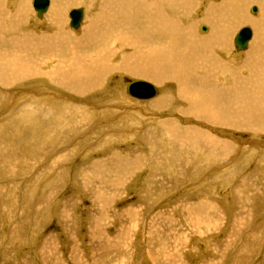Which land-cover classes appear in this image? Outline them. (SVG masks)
<instances>
[{"label":"rangeland","instance_id":"1","mask_svg":"<svg viewBox=\"0 0 264 264\" xmlns=\"http://www.w3.org/2000/svg\"><path fill=\"white\" fill-rule=\"evenodd\" d=\"M11 1L0 0V28H13L8 35L0 32V39L9 36L17 43L16 48L0 49V66L5 67L7 59L22 74L41 73L51 71L52 64H62V59L66 68H95L99 64L104 72L102 79H97L102 80L99 89L84 96L42 78L25 79L11 87L5 84L10 77L0 80V264H264L263 0L239 1L244 7L241 13L254 24L228 25L231 31L223 35L228 39L225 43L230 47L229 57L220 49L216 52L203 45L196 48L194 43L203 38L200 26L208 28L205 35L212 33V20L207 21L205 12L210 2L220 0H197L199 5L184 19L189 28L191 24L195 26L189 29V38H184L187 41L184 40L183 50L203 65V74H196L191 66L190 85L197 86L192 92L215 93V107L224 113H220L223 122L217 120L211 125L193 113H184L188 108L181 103L177 82L171 83L169 77L163 76L164 82L158 81L156 72L151 70L147 75L126 71L127 65H141L146 56L153 55L151 52H157L154 59L167 49L158 39L160 31L154 38L156 23L149 19L153 18L154 23L153 16L143 17L139 25L128 26L129 29L113 31L110 42L98 47L103 48L101 53L100 49L87 46L88 39L83 44L77 40L94 21L96 27H106L98 22L107 15L106 8H111L109 1H59L55 15L60 16V28L53 26L49 18L56 0H50L51 9L42 19L36 18L34 0ZM81 7L85 17L75 31L70 27L69 14ZM253 7L258 10L256 14L252 13ZM19 11L25 17L20 25ZM178 14L172 13V24L178 21ZM244 27L252 29L253 38L245 51L237 52L235 37ZM101 29L98 33H106ZM51 32L56 33L58 41L55 51L59 48L63 54L61 58L56 54V61V55L50 52L42 51L43 58L37 52L38 44H42L38 38ZM113 36L116 39L112 42ZM47 43L46 40L44 49ZM3 49L10 52L12 59ZM202 52L207 56L203 57ZM242 54L245 58L240 66ZM45 57L47 62L43 61ZM228 58L235 63L233 68L231 63H218ZM221 65L228 66L227 70L221 68L220 73H215ZM134 80L147 81L163 91L147 101L137 100L126 93L127 84ZM226 88L233 89V94ZM41 94L59 100L40 103L37 96ZM158 98L171 102L158 107ZM246 108L248 111L241 118L240 112ZM236 114L240 120L234 118ZM161 122L170 126L169 133Z\"/></svg>","mask_w":264,"mask_h":264},{"label":"bare ground","instance_id":"2","mask_svg":"<svg viewBox=\"0 0 264 264\" xmlns=\"http://www.w3.org/2000/svg\"><path fill=\"white\" fill-rule=\"evenodd\" d=\"M13 1V0H12ZM11 1V2H12ZM14 1H16V0H14ZM59 1H62V0H56V1H54V5H55V8L53 9V7H54V5H53V7H52V9H53V11H52V9H51V6H52V3H51V1H50V6H49V8H48V10L49 9H51L50 10V14H49V18L51 19L52 18V24H53V26H56L57 28H60V26H61V23H60V16H56L55 15V13H56V10L58 9L57 8V4H58V2ZM107 2L109 1L110 3H112V5H111V8L109 7V9L108 8H106L107 9V15L104 17L103 16V13L100 15L101 17L103 16L104 18L102 19V22H98L99 24H100V26H101V24L102 23H104L103 25H105L106 27L105 28H103L104 30H106V33H104V31H103V29H101V27L100 28H98V27H96V21H94L93 23L94 24H92L91 26H88V29L85 27V29H87L86 30V34H84V32L82 33V34H84V35H81V40L79 41V40H77V42L78 43H82V42H84V40L85 39H88V41H87V46L88 47H92V48H97L96 50H98L99 51V49L101 48L100 46H102V44H104V42L105 41H107L110 37H111V35L113 34L112 32L114 31V32H120V31H122V30H124L125 28H128V26H136V25H139L140 24V22L139 21H142V18L144 17L145 18V16H147V17H151V16H153L154 18H155V22L153 23V18H149V19H151V22H152V24H154L155 25V23H156V26H155V28H154V33H153V35H154V38L155 37H158L157 35H158V33H159V31H160V33H161V35H159L160 37H158V39H160V41H163V45H162V47H167V49L166 50H164V51H161L160 52V54H161V57H157L156 56V58H154L153 59V57L155 56V53H157V52H155V53H153V52H151V54H153L152 56H146L145 57V59L143 60V62H142V64L140 65V64H135V65H137V68H135V67H132V68H130V67H128V65H127V68H128V70H126V71H129V72H131L132 74H142V75H147L148 74V72L151 70V71H153V72H156V74H155V77L156 78H158L157 80L158 81H162V82H164L163 81V78L161 77V76H163V77H169L170 78V80H171V83H175V82H177V88H179L180 89V91H179V96L181 97V103H182V105H184V107H185V103L187 104V108L188 109H186V111H184V113H186V112H188L187 114L189 115L190 113H193L194 114V116L197 118V119H200V118H204L203 120H206V122H209V124L211 125V122H213L212 124H214V121H217V120H220V121H222L223 122V118L221 117V115H220V113L221 114H224V113H222V111H217V109H216V105H215V103H216V98H215V93H212L211 95H209L208 93H204L203 91L201 92L200 90H197V92H198V94H194L192 91H194L196 88H197V86H195V85H190V80H189V77H192V73H193V70H192V68L193 69H196V74H203V72H201V66H203V65H201L200 63H199V61H195L196 60V58H192V56L191 57H189V52L188 51H186V50H183L184 48H183V44H184V40H186L187 41V39H184V38H189V29H191V28H194V24H191L190 25V28L185 24V21H184V19L186 18V16H188L187 14L189 13V11L190 10H193V8L194 7H196V6H198L199 5V3H197L198 1L197 0H106ZM226 1L227 0H220L219 2H210L209 3V5L207 6V12H205L206 14L205 15H207L205 18H207V21H209V22H211V20H212V33H211V28H210V31H209V33H211L210 35L208 34V35H205V33H207V31H208V28L205 26V25H202V26H200V31L202 32V33H204V34H201L202 36H203V38H200L199 37V40H201V41H199V42H195L194 41V43H195V45H196V48H197V46H198V48H199V45L201 46V45H203V47H211L212 48V50H217V49H220V51L221 52H223L224 53V56H227V57H229L230 55L229 54H227V49H229L230 47H229V45L227 44V43H225V40L226 41H228V39L223 35V33H228L229 31H231V29L229 28V26L228 25H230V26H232L231 24L232 23H235V25L236 26H239V25H241V24H243V23H249V22H251L252 24H254V22L252 21V19L250 18H247V16L245 15V14H242L241 12H243V5H241V4H239L240 2L239 1H241V0H230V2H229V4L226 6ZM250 1H260V2H262V0H250ZM249 1V2H250ZM8 2V1H7ZM34 2V1H33ZM69 2H72V3H77V0H69ZM263 2H264V0H263ZM14 3V2H13ZM20 3V2H19ZM114 3V4H113ZM3 4V3H2ZM6 4V3H5ZM9 4H10V1H9ZM67 4V3H66ZM1 5V4H0ZM59 5V4H58ZM262 5V4H261ZM7 6H8V4H7ZM6 6V7H7ZM19 6V5H18ZM17 6V7H18ZM106 6V5H105ZM14 7V6H13ZM16 7V6H15ZM107 7V6H106ZM205 7V6H204ZM263 8H264V3H263V6H262ZM12 8V7H11ZM105 9V10H106ZM59 10V9H58ZM52 11V12H51ZM163 11H165L164 13H163ZM48 12V11H47ZM151 12H152V14H151ZM173 12H178L179 14L178 15H176V17H178V21L176 22V19H175V22L176 23H173L172 24V22L174 21H172V13ZM194 12V11H193ZM257 12H258V10H257ZM256 12V13H257ZM9 13H11V12H9ZM256 13H253V14H256ZM37 14V13H36ZM45 14V13H44ZM105 14V13H104ZM194 13H192V15H193ZM3 15H5L6 16V14H3ZM112 15H118V16H114V17H112ZM264 15V14H263ZM98 17V16H97ZM208 17H211V19H208ZM2 18V17H1ZM4 18V17H3ZM24 16H23V12L22 11H19L18 12V23H19V25L23 22V20H24ZM36 18H39L38 17V15H36ZM48 18V19H49ZM13 19H14V17H13ZM40 19V18H39ZM191 19V18H190ZM190 19H188L189 21H190ZM4 20V19H3ZM84 20V19H83ZM99 20V19H98ZM97 20V21H98ZM101 20V19H100ZM254 21H257L256 19H253ZM38 21H40L41 22V20H38ZM172 21V22H171ZM189 21H187V22H189ZM186 22V23H187ZM83 23V22H82ZM208 24V23H207ZM210 24V23H209ZM259 23H255V25H258ZM18 25V26H19ZM148 25H151L150 23H148ZM81 26H82V24H81ZM147 26V24L145 25V27ZM206 27V31H203L202 30V27ZM235 26V27H236ZM71 27V26H70ZM151 27V26H150ZM72 28V27H71ZM83 28V27H82ZM135 28V27H134ZM13 28H11L10 29V26L7 28V30H9V31H4V29H1L0 28V32H2V33H7V35H8V32L10 33V31L12 30ZM72 29H74V28H72ZM84 29V28H83ZM98 29H101V31L100 32H102V33H98ZM129 29V28H128ZM137 29V28H136ZM150 29V28H149ZM59 30V29H58ZM58 30H56V31H58ZM77 29H75V31H76ZM145 30H147V29H145ZM144 30V31H145ZM172 30H176L179 34H175ZM194 30V29H193ZM193 30H192V32H193ZM152 31V30H151ZM232 31H233V29H232ZM59 32V31H58ZM134 32V31H133ZM2 33H1V35H2ZM190 33H191V30H190ZM231 33V32H230ZM116 34V33H115ZM192 34V33H191ZM190 34V35H191ZM131 35H133V34H131ZM137 35V34H136ZM156 35V36H155ZM193 35V34H192ZM3 36V35H2ZM58 36V35H57ZM66 36V35H65ZM204 36H206V37H204ZM59 37V36H58ZM114 37V36H113ZM47 38V39H46ZM62 38V37H61ZM152 38H153V36H152ZM179 38V40L178 41H176V39H178ZM194 38H195V36H194ZM40 41H39V43L41 42L42 44H38L39 46L38 47H40V48H38L37 49V52H39L40 53V57H44L43 55L45 54H43L42 53V51L43 52H46V53H48V52H50V54L52 53L53 55H59L60 56V58L63 56V54H62V51L58 48V52L57 51H55L57 48V46L56 45H58V43L57 44H55L56 42H58V41H56L57 40V38H56V33L55 32H51V33H48V34H44V35H41L39 38H38ZM113 39H116L115 37L114 38H112L111 39V41L113 40ZM192 39V38H191ZM196 39V38H195ZM197 39H198V37H197ZM197 39H196V41H197ZM46 40L48 41V43H47V46H46V49H44V47H45V43H46ZM141 40V39H140ZM157 40V39H156ZM212 40L213 41H215V42H212ZM15 41V39L14 38H10L9 36H8V39H0V43H1V45H0V49L1 48H6V46H10V47H12V48H16L15 47V43H17V41L16 42H14ZM185 41V42H186ZM191 41V40H190ZM189 41V42H190ZM86 42V41H85ZM110 41L108 40V42L107 43H109ZM113 42V41H112ZM192 42H193V40H192ZM22 43V42H21ZM21 43H18V44H21ZM137 43H139V42H137ZM148 43V42H147ZM154 43V45H155V42H153ZM230 43V42H229ZM69 44V43H68ZM83 44V43H82ZM158 44V43H157ZM188 44V43H187ZM191 44V43H190ZM189 44V45H190ZM86 45V44H85ZM85 45H83V46H85ZM109 45V44H108ZM115 45V44H114ZM142 44H140V46H141ZM159 45V44H158ZM186 45V44H185ZM192 45H193V43H192ZM60 46H63V45H60ZM59 46V47H60ZM65 46V45H64ZM113 46V45H112ZM149 46H151V44L149 45ZM88 47H86V48H88ZM98 47H100L99 49H98ZM103 47V46H102ZM108 47H111V45L110 46H108ZM121 47H123V46H121ZM208 47V48H209ZM192 48H194V46L192 47ZM233 48V47H232ZM8 49H9V47H8ZM18 49V48H17ZM16 49V50H17ZM85 49V48H84ZM103 49V48H102ZM102 49H100L101 51V53L102 52H104ZM108 49V48H107ZM125 49V48H124ZM150 49V48H149ZM190 49V48H189ZM203 49V48H202ZM210 49V48H209ZM259 49V48H258ZM262 49V48H261ZM4 50V49H3ZM18 50H21V49H18ZM45 50V51H44ZM86 50V49H85ZM84 50V51H85ZM95 50V52L97 53V51ZM120 49H118V51H119ZM129 50H130V48H129ZM132 50V49H131ZM146 50H147V48H146ZM159 50V49H158ZM195 50V49H194ZM211 50V51H212ZM260 50V49H259ZM263 50V49H262ZM5 51V50H4ZM75 51V50H74ZM92 51H93V49H92ZM109 51V50H108ZM115 51H116V49H115ZM122 51L123 52H125V50H123V48H122ZM127 51V50H126ZM3 52V51H2ZM6 52V51H5ZM12 52H14V50L12 51ZM67 52V51H66ZM86 52V51H85ZM100 52H99V54H100ZM110 52V51H109ZM112 52H114V50L112 51ZM191 52V51H190ZM193 53H194V51H192ZM206 52V51H205ZM209 52V51H208ZM207 52V53H208ZM217 52V51H216ZM262 52H264V51H262ZM75 53V52H74ZM105 53H106V51H105ZM116 53V52H115ZM119 53H121V51L119 52ZM139 53V52H138ZM149 53V52H148ZM196 53V52H195ZM195 53H194V55H195ZM218 53H219V51H218ZM222 53V54H223ZM234 52H232L231 54H233ZM5 54H7L8 55V57H10L11 59H12V56L11 55H9L10 54V52L9 51H7ZM67 54V53H66ZM84 54H86V53H83V55ZM90 54V53H89ZM98 54V55H99ZM111 55H112V53H110ZM114 54V53H113ZM129 54V53H128ZM159 54V53H158ZM198 54H199V50H198ZM198 54H196V56L198 55ZM217 54V53H216ZM251 54V53H250ZM57 55L55 56V58L53 59V60H55L56 61V58H57ZM68 55V54H67ZM94 55V54H93ZM106 55V54H105ZM104 55V56H105ZM191 55H193V54H191ZM193 55V56H194ZM201 55H203V57L206 55H204L203 54V52L201 53ZM239 55V54H238ZM246 55V58H249L248 56H249V52L247 53V54H245ZM254 55V54H253ZM34 56V55H33ZM32 56V57H33ZM46 56V55H45ZM69 56V55H68ZM90 56V55H89ZM91 56H92V54H91ZM108 56V55H107ZM106 56V57H107ZM118 56V55H117ZM128 56V55H127ZM134 56V55H133ZM207 56V55H206ZM205 56V57H206ZM255 56V55H254ZM37 57H39V56H35V57H33L34 59L36 58L37 59ZM65 57V56H64ZM72 57H73V55H72ZM82 57H85V56H82ZM86 57H88V56H86ZM113 57V56H112ZM125 57V56H124ZM129 57V56H128ZM9 58V59H10ZM48 58H49V55H48ZM98 58V57H97ZM104 58V57H103ZM102 58V59H103ZM116 58V57H115ZM118 58V57H117ZM130 58V57H129ZM135 58V57H134ZM198 58V57H197ZM208 58V57H207ZM219 58V57H218ZM222 58V57H221ZM220 58V59H221ZM241 58V63H240V66L241 65H243V63L244 62H242V59L244 60V58H245V56H243V54H242V57H240ZM259 58H261V57H259ZM6 59V58H5ZM30 59V58H29ZM41 59V58H40ZM52 59V58H51ZM70 59V58H69ZM68 59V60H69ZM84 59V58H83ZM82 59V60H83ZM89 59H91L92 60V57L91 58H89ZM104 59H106V58H104ZM107 59H110V57H108ZM123 59H125V58H123ZM127 59V58H126ZM229 59V58H228ZM232 59V58H231ZM236 59V58H235ZM251 59H253V58H251ZM39 60V59H38ZM46 60V57L44 58V60L43 61H45ZM58 60V59H57ZM60 60V59H59ZM210 60V59H209ZM230 60V59H229ZM224 60V61H221V62H218L219 64H223V65H225L226 63H231L230 64V68H233L234 67V65H233V63L231 62V61H233V60ZM237 60V59H236ZM239 60V59H238ZM254 60V59H253ZM259 60V59H258ZM6 61V63H5V67H2V66H0V80L1 81H3V79H2V77L3 76H8V77H10L9 78V80H7V78H6V86L7 87H11V86H14V85H17L18 83H24V81H25V79H29V78H32V77H34L35 79L36 78H38V79H40V78H42V79H44L45 81H47V82H49L51 85H53V86H56V87H60V88H64V89H66V90H69V91H71V92H74L75 94H78L79 96H84L85 94H88V93H90L93 89H95L96 87L98 88V85H99V82H100V80L102 79L101 77H102V74H103V72H104V69L101 67V65H99V64H96V66H95V68H93L92 67V65L89 67H81V66H78V67H76L75 69L74 68H72V67H70V66H68L69 68H66L67 66H65L64 64H65V61L64 60H62L61 59V63L62 64H52L51 66H52V70L51 71H47V70H44L45 72H29V74H22V73H20V70H18V69H16L15 68V66L9 61V60H5ZM71 61V60H70ZM87 61V60H86ZM97 61V60H96ZM133 61H135V60H133ZM211 61H213V57H212V60ZM260 61V60H259ZM263 61H264V59H263ZM25 62V61H24ZM40 62V61H39ZM39 62L37 63V65L39 64ZM45 62H47V61H45ZM45 62H43V63H45ZM73 62V61H72ZM90 62V61H89ZM105 62V61H104ZM127 62H130V60H128ZM202 62V61H201ZM251 62V61H250ZM255 62V61H254ZM253 62V63H254ZM257 62V61H256ZM20 63V62H19ZM26 63L27 64H29V61H26ZM34 63V62H33ZM32 63V64H33ZM67 63V62H66ZM71 63V62H70ZM74 63V62H73ZM92 63V62H91ZM97 63V62H96ZM99 63V62H98ZM124 63V62H123ZM134 63V62H133ZM132 63V64H133ZM125 64V63H124ZM204 64V63H203ZM235 64V63H234ZM257 64V63H256ZM259 64V63H258ZM31 65V64H30ZM69 65V64H68ZM73 65V64H72ZM88 65H90L89 63H88ZM106 65H109V64H106ZM130 65V64H129ZM215 65H216V63H215ZM223 65H221V66H219L218 68H220L219 70H216V71H218V72H216L215 71V73H220V70H222L221 68H223V71H225V70H227V67L228 66H223ZM236 65H237V63H236ZM238 65H239V63H238ZM261 65H263V64H261ZM39 66V65H38ZM103 66H104V64H103ZM191 66H192V68H191ZM217 66V65H216ZM232 66V67H231ZM247 66V69H250L251 70V72H252V69L253 68H251V67H249V65L247 64L246 65ZM245 66V67H246ZM259 66V65H258ZM37 67V66H36ZM45 67V66H44ZM48 67H50V65H48L46 68H48ZM112 67V66H111ZM116 68V67H115ZM120 68V67H119ZM122 68H124V67H122ZM208 67H206V69H207ZM210 68V67H209ZM214 68H216V67H214ZM111 69V68H110ZM109 69V70H110ZM125 69V68H124ZM158 69V70H157ZM245 69V68H244ZM244 69L242 68V70L244 71ZM246 69V70H247ZM254 69H256V68H254ZM36 70H37V68H36ZM118 70V69H117ZM114 71V70H113ZM113 71H111L110 70V72H113ZM116 71V70H115ZM170 71H171V74H170ZM212 72V71H211ZM83 73V75H81ZM109 73V72H108ZM241 73V72H240ZM244 73H246L245 71H244ZM123 73H121V75H122ZM213 74V73H212ZM226 74V73H225ZM229 73H228V71H227V75H228ZM81 75V76H80ZM115 75V74H114ZM120 75V74H119ZM124 75H126V74H124ZM171 75H172V77H171ZM231 75V74H230ZM247 75V74H246ZM249 75H250V73H249ZM248 75V76H249ZM106 76V75H105ZM213 76H214V74H213ZM222 76H224V78H225V76L226 75H223L222 74ZM107 77V76H106ZM243 77H244V75H243ZM263 77V76H262ZM99 78H101L98 82H97V79H99ZM138 78V77H137ZM212 78H214V77H212ZM222 78V77H221ZM226 78H227V76H226ZM231 78H232V76H231ZM241 78H242V76H241ZM4 79H5V77H4ZM108 79V78H107ZM110 79V78H109ZM144 79H146L145 77H144ZM216 79V78H215ZM255 79V78H254ZM119 80H121V79H119ZM149 80H152V79H150L149 78ZM228 80V79H227ZM230 80V79H229ZM237 80V79H236ZM239 80H240V78H239ZM256 80V79H255ZM102 81V80H101ZM220 81H223V80H220ZM231 81V80H230ZM229 81V82H230ZM244 81V80H243ZM262 82H263V80H261ZM261 81H260V85H262L261 84ZM152 82V81H151ZM155 83H156V81H154ZM199 82H200V80H199ZM203 82H205V79H204V81ZM225 82H227L226 80H225ZM83 83H92V84H89V85H85V84H83ZM106 83V82H105ZM130 83V82H129ZM128 83V84H129ZM218 83V82H217ZM223 83V82H222ZM235 83V82H234ZM101 84V83H100ZM104 84V83H103ZM128 84H127V86H128ZM157 84V83H156ZM164 84V83H163ZM219 84V83H218ZM225 84V83H224ZM231 84V83H230ZM251 85L253 84V83H250ZM170 85V84H169ZM201 85V84H200ZM237 85H239V84H237ZM4 86V85H3ZM104 86V85H103ZM102 86V87H103ZM106 86V85H105ZM160 86H161V84H160ZM167 86V85H166ZM224 86V85H223ZM240 86V85H239ZM264 86V85H263ZM244 87V86H243ZM253 87V86H252ZM210 88L212 89V87L210 86ZM228 88V87H227ZM226 88V90L228 91V92H230L231 93V95L233 94V92H232V90L233 89H227ZM236 88V87H235ZM245 88V87H244ZM254 88V87H253ZM264 88V87H263ZM43 89H44V87H43ZM99 89V88H98ZM97 89V90H98ZM158 89V95L160 94L161 95V92H160V90H159V88H157ZM179 89H177V90H179ZM203 89H205V87H203ZM255 89V88H254ZM57 90H58V88H57ZM101 90V89H100ZM209 90V89H208ZM213 90V89H212ZM214 90H216V89H214ZM249 90V89H248ZM253 90V89H252ZM262 90V89H261ZM45 91V90H44ZM118 91V90H117ZM161 91H163V90H161ZM190 91H191V93H193V94H190ZM13 92V91H12ZM25 92V91H24ZM57 92V91H56ZM101 92V91H100ZM99 92V93H100ZM102 92H103V90H102ZM237 92V91H236ZM243 92H245V91H243ZM250 92V91H249ZM30 93V92H29ZM105 93V92H104ZM126 93L128 94V96H130V97H132L128 92H127V89H126ZM210 93V92H209ZM251 93V92H250ZM249 93V94H250ZM263 93V92H262ZM100 94H103V93H100ZM120 94V93H119ZM237 94V93H236ZM26 95V94H25ZM163 95V94H162ZM177 95V94H176ZM247 95V94H246ZM60 96V95H59ZM100 96V95H99ZM219 95H217L216 97H218ZM221 96H222V94H221ZM226 96V95H225ZM261 96L263 97L264 95H262L261 94ZM157 97V96H156ZM179 97V98H180ZM220 97V96H219ZM55 98H56V96H55ZM53 98V97H51L50 95H48V94H41V95H39V96H37V99H39L40 100V103L41 102H44V101H46V100H50V101H58L59 99L58 98ZM128 98V97H127ZM126 98V99H127ZM132 98H135V97H132ZM178 98V97H177ZM264 98V97H263ZM17 99V98H16ZM52 99V100H51ZM135 99H137V98H135ZM159 99V98H158ZM162 99H163V97H162ZM160 100V104L158 105V107L159 106H161V105H163V103H164V105L167 103L168 104V102H171V101H169V100ZM218 99V98H217ZM262 99V98H261ZM21 100V99H20ZM128 100H130L129 98H128ZM137 100H143V101H147V100H149V99H137ZM156 100V99H155ZM249 100V99H248ZM9 101V100H8ZM12 101V100H11ZM102 101V100H101ZM125 101V100H124ZM131 101V100H130ZM175 101H176V99H175ZM179 101V100H178ZM219 101V100H218ZM224 101V98H221V102H223ZM220 102V101H219ZM260 102H262L261 100H260ZM71 103V102H70ZM69 103V104H70ZM224 103H226V102H224ZM66 104V103H65ZM233 104V103H232ZM256 104V103H255ZM58 105V103H56V106ZM67 105V104H66ZM65 105V106H66ZM261 105V104H260ZM70 106V105H69ZM73 106V105H72ZM76 106H78V105H76ZM166 106V105H165ZM170 106V105H169ZM236 106V105H235ZM132 108H133V106H131ZM154 107H157V106H154ZM219 107V106H218ZM60 108V107H59ZM75 108H77V107H75ZM83 108V107H82ZM163 107H160L159 108V110H161ZM173 108V107H172ZM171 108V109H172ZM221 108V107H220ZM250 108H251V106H250ZM43 109H46L45 107H43ZM73 109H74V107H73ZM78 109H79V107H78ZM77 109V110H78ZM108 109V108H107ZM171 109H170V111H171ZM258 109H260V108H258ZM20 110V109H19ZM75 110V109H74ZM81 110V109H80ZM84 110V109H83ZM154 110V109H153ZM163 110H165V108H163ZM184 110V108L182 109V111ZM98 111V110H97ZM135 111H138L136 108H135ZM157 111V110H156ZM168 111V110H167ZM172 111H173V109H172ZM248 110H247V108L244 110V112L243 111H241L240 113H242L241 114V118H242V116H243V114H246V112H247ZM23 112V111H22ZM74 112H76V110L74 111ZM101 112V111H100ZM140 112V111H139ZM142 112V111H141ZM140 112V113H141ZM163 112V111H162ZM87 113V112H86ZM154 113V112H153ZM171 113V112H170ZM94 114V113H93ZM87 115V114H86ZM85 115V116H86ZM88 115H89V113H88ZM91 115V114H90ZM155 115V114H154ZM154 115H152V116H154ZM84 116V115H83ZM248 116V115H247ZM130 117V116H129ZM136 117V116H135ZM155 117V116H154ZM257 117H259V116H257ZM80 118V117H79ZM82 118V117H81ZM86 118L87 117H85V120H86ZM126 118V117H125ZM146 118V117H145ZM234 118L235 119H237V120H240V118H239V115L238 114H236L235 116H234ZM129 119V118H128ZM81 120V119H80ZM88 120V119H87ZM76 121V120H75ZM75 121H74V123L73 124H75ZM154 121V120H153ZM250 121H252L251 119H250ZM164 122H166V121H164ZM162 124H161V126L162 127H164L165 128V131L167 132V133H169V130H170V126L167 124V123H163V122H161ZM220 123V122H219ZM263 123V122H262ZM170 124V123H169ZM218 124V123H217ZM216 124V125H217ZM226 124V123H225ZM228 125H230V128L232 127L231 125L232 124H228ZM74 126V125H73ZM214 126V125H213ZM219 126V125H218ZM217 127V126H216ZM221 127V126H220ZM223 127V126H222ZM226 127V126H225ZM224 127V128H225ZM228 127V126H227ZM213 128H215V127H213ZM218 128V127H217ZM229 128V127H228ZM257 128V127H256ZM76 129V128H75ZM212 129V128H211ZM240 129V128H239ZM238 129V130H239ZM236 130V129H235ZM234 130V131H235ZM199 132V131H198ZM248 132V131H247ZM213 139V138H212ZM205 140V139H204ZM206 140H207V138H206ZM205 140V141H206ZM210 140V139H209ZM209 140L207 141V143L209 142ZM211 142V141H210ZM209 142V143H210ZM206 143V142H205ZM222 143V142H221ZM217 144H218V142H217ZM211 145V144H210ZM216 145V144H215ZM222 146V145H221ZM214 148V147H213ZM219 149H220V146L218 147ZM215 150V149H214ZM224 150V149H223ZM225 151H226V149H225ZM223 153H225V152H223ZM217 154V153H216ZM220 155V154H219ZM218 155V156H219ZM135 156V155H134ZM137 157V156H136ZM135 157V158H136ZM126 159V158H125ZM137 159V158H136ZM127 162V161H126ZM122 169V168H121ZM128 168H126V170H127ZM125 169H123L122 171H124ZM22 182V181H21ZM18 240V239H17Z\"/></svg>","mask_w":264,"mask_h":264},{"label":"water","instance_id":"3","mask_svg":"<svg viewBox=\"0 0 264 264\" xmlns=\"http://www.w3.org/2000/svg\"><path fill=\"white\" fill-rule=\"evenodd\" d=\"M50 6V0H34L33 8L35 12L38 14L39 18H43L44 13L48 11ZM257 8H252V13H256ZM85 10L83 7L73 9L70 14V26L74 29H79L81 26L84 16ZM203 31H206V27H202ZM253 38V31L250 27L242 28L239 33L235 37V46L237 52L245 51L249 43ZM127 92L137 99H152L158 96V89L153 84L143 81V80H134L131 81L127 86Z\"/></svg>","mask_w":264,"mask_h":264}]
</instances>
